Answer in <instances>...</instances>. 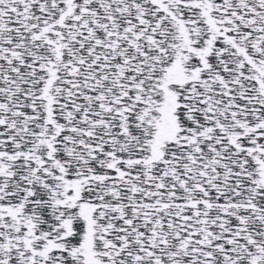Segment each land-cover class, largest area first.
<instances>
[{
	"label": "snow or ice",
	"instance_id": "1",
	"mask_svg": "<svg viewBox=\"0 0 264 264\" xmlns=\"http://www.w3.org/2000/svg\"><path fill=\"white\" fill-rule=\"evenodd\" d=\"M0 264H264V0H0Z\"/></svg>",
	"mask_w": 264,
	"mask_h": 264
}]
</instances>
